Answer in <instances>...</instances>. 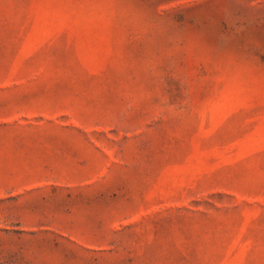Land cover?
I'll use <instances>...</instances> for the list:
<instances>
[{
	"label": "rangeland",
	"instance_id": "374dc122",
	"mask_svg": "<svg viewBox=\"0 0 264 264\" xmlns=\"http://www.w3.org/2000/svg\"><path fill=\"white\" fill-rule=\"evenodd\" d=\"M0 264H264V0H0Z\"/></svg>",
	"mask_w": 264,
	"mask_h": 264
}]
</instances>
